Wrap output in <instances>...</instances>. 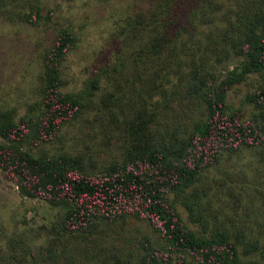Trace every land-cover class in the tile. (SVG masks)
Instances as JSON below:
<instances>
[{
    "label": "rangeland",
    "instance_id": "374dc122",
    "mask_svg": "<svg viewBox=\"0 0 264 264\" xmlns=\"http://www.w3.org/2000/svg\"><path fill=\"white\" fill-rule=\"evenodd\" d=\"M252 28L264 32V0H0V110L12 108L16 119L38 111L43 55L58 34L70 31L74 44L59 65L60 89L83 92L82 109L54 140L29 149L81 153L100 164L120 155L128 122L141 110L168 117L171 127L190 128L202 114L200 100L171 90L192 67L211 68L216 80L222 78L241 59L232 45ZM158 34L163 38L155 41ZM263 80L264 68L249 72L227 90V102L242 104L248 114L253 104L242 99ZM174 197L196 233L225 228L243 259H264V159L258 148L224 152ZM61 214L59 206L23 195L0 169V252L14 236L43 243ZM124 232L155 236L135 218ZM236 235L252 240L250 253Z\"/></svg>",
    "mask_w": 264,
    "mask_h": 264
},
{
    "label": "trees",
    "instance_id": "16d2710c",
    "mask_svg": "<svg viewBox=\"0 0 264 264\" xmlns=\"http://www.w3.org/2000/svg\"><path fill=\"white\" fill-rule=\"evenodd\" d=\"M74 38L63 30L43 55L38 111L16 119L12 108L0 110L3 174L23 195L62 210L43 243L11 237L9 249L0 252V264H264V259H243L225 228L196 233L174 204V195L224 152L258 148L264 159V80L242 99L253 104L248 114L242 104L230 105L226 99L234 83L264 68V32L252 28L236 40L232 46L241 59L222 78L216 80L214 71L202 66L184 72L171 92L199 98L202 114L190 128L171 127L168 117L141 110L138 120L128 122L120 155L100 164L81 153L29 149L54 140L82 109L83 92L60 89L59 65ZM152 38L158 41L163 35ZM185 203L194 214L193 205ZM129 218L143 221L155 236L127 235ZM236 239L244 243L245 253L251 252L252 240Z\"/></svg>",
    "mask_w": 264,
    "mask_h": 264
}]
</instances>
